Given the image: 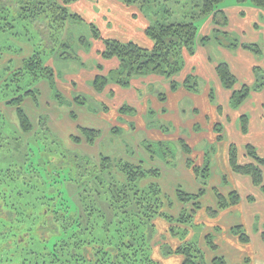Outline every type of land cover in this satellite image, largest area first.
I'll return each instance as SVG.
<instances>
[{
	"label": "trees",
	"instance_id": "1",
	"mask_svg": "<svg viewBox=\"0 0 264 264\" xmlns=\"http://www.w3.org/2000/svg\"><path fill=\"white\" fill-rule=\"evenodd\" d=\"M120 1L128 7L140 2ZM224 1L203 2L198 17L212 16L215 28L210 36L199 38L200 27L194 21L163 23L156 18L146 29L147 37L154 43L150 49L134 42L104 37L98 26L90 22L92 41L102 45L101 57L104 60L119 61V67L112 70L108 76L102 73L96 76L92 84L95 92L104 93L110 84L127 89L134 78L155 74L168 79L173 92L183 86L189 92L198 93L200 81L194 74L188 75L182 85L174 81V77L185 68L184 53L195 55L198 41L203 45L214 41L217 46L229 50L243 48L257 57H263L264 51L260 45L241 44L226 30L227 16L218 8ZM237 1L241 4L249 3L250 6L264 11V0ZM77 2L79 0H0V63L8 57L3 70H0V94L6 88L10 89L11 83H16V89H11L12 96H5L0 101L5 103L7 108H12L16 116V120H12L11 124L14 129L10 125L12 138L3 134L6 138H0V150L3 152L10 146L11 151L20 158V161H13V164L0 167V217H4V220L0 221V237L7 240L4 248H10V244L14 246L10 249L13 252L8 254V263L16 253L32 250L30 240L27 238L36 236L45 240L56 239L51 245L52 253H49L53 259L50 264H161L153 256V241L157 236L156 221L161 219L168 224L172 238L180 240L177 248L164 245L163 254L169 257H182L181 264H206L202 248L186 237V228L194 224L197 214L203 210L202 200L209 187L217 151L215 146L207 149L203 165H197L192 147L183 140L179 142L182 153L187 157V167L192 170L201 189L195 194L188 193L182 187L177 189L176 199L183 206L178 215L168 212V209L173 211L174 203L164 194L159 183L162 172L158 168H145L143 162L134 163L104 154H100L97 159L64 149L62 153H56L57 157L54 160L57 167L45 180L39 177L33 164L29 163L30 142L22 144L20 136L31 134L34 125L23 104L30 98L39 108L41 93L34 85L39 81H46L52 90V98L61 105L65 104L57 87V73L43 57L48 53H57L56 42L60 41V38L56 37L62 32L63 38L68 26L86 22L81 14L70 10ZM142 3H148V0H143ZM33 25L40 30L44 40L40 39L41 42L31 45L30 52V46L23 42L32 41H25L24 38L30 35L29 27ZM13 40H17L21 47L11 45ZM84 40V37H81L78 44L75 42L71 44L73 42L70 41L64 43L62 47L69 51L63 52L61 57L79 60L80 57L74 47L84 48L89 52L92 44H95ZM23 46L27 47V55L23 53L25 49ZM14 57L19 58V62ZM97 69L103 71L101 66ZM216 73L224 88L233 91L231 107L234 110L239 109L252 92L264 89V70L260 68L254 70L255 85L253 87L244 85L239 90H235L237 78L227 63L220 62ZM27 75L32 77V84L30 88L24 89L20 83ZM159 98L162 102L166 101L164 94ZM211 100L215 101L214 92H211ZM73 102L84 105L86 97L77 95ZM119 113L123 116L136 115V111L126 105ZM149 115L152 117L153 112ZM74 117L73 114L72 118ZM46 119L44 117L40 120V128L36 135L42 131L54 137ZM8 122L9 120L6 121L0 112V131L5 130L3 128ZM241 125L242 132L247 134L249 125L247 117L241 118ZM158 126L164 134L171 131L166 125ZM80 133L82 137L74 135L71 137V141L78 145L85 141L88 145L94 146L102 137L100 130L87 127H80ZM113 133H120L119 128L115 127ZM215 133L217 142H223V128L220 125L215 127ZM145 143L152 161L170 157L168 161V164H171L170 168L176 166L177 146L171 147L163 142ZM245 153L249 162L241 163L238 147L235 144L230 145L228 161L231 171L237 175L250 177L253 184L264 193V157L252 145L245 147ZM1 159L3 157L0 154V161ZM23 167H33L31 174L34 176L27 178ZM63 172H66L67 176L62 175ZM223 184L229 185L227 175L223 176ZM214 193L218 201L217 207L206 209L211 218L240 203L237 191H231L227 196L218 189H214ZM232 233L238 236L243 244L249 243L242 226L234 227ZM60 237L62 238L59 239ZM262 240L264 242V232ZM206 241L213 251L217 250L212 235H208ZM26 256L31 257L25 255L21 260L20 257L17 258L20 264H28L30 258ZM212 264L228 263L225 258L217 257Z\"/></svg>",
	"mask_w": 264,
	"mask_h": 264
},
{
	"label": "crops",
	"instance_id": "2",
	"mask_svg": "<svg viewBox=\"0 0 264 264\" xmlns=\"http://www.w3.org/2000/svg\"><path fill=\"white\" fill-rule=\"evenodd\" d=\"M95 3H99L98 10L95 8ZM71 7L81 15L83 11L87 13L88 10L89 14L86 17L91 22L98 21L105 32H102L100 27L95 24L104 37L115 38L122 42H134L148 49L154 46L153 41L146 35V29L150 25L149 20L141 10L134 8V6L128 7L120 0H79ZM221 10L225 12L228 19L226 30L233 36L239 35L241 41L238 40L241 44L260 45V37L264 38V11L250 6L249 3L241 4L237 0L231 8L224 6ZM137 25H140V31ZM214 28L215 25L211 16L200 27L199 38L210 36ZM137 38L142 40V44L132 40ZM94 45L88 54L84 52L83 56L78 54L82 59L85 56H94L91 60L97 62L95 65L90 66V70H85L86 67L89 68L85 65L87 63L85 61L86 63L82 65L79 73L75 75L68 74L65 76V80H60L59 75H57L58 90L72 102L77 96H74L76 92L83 89L85 83L91 82L92 86L98 74L102 73L108 76L112 70L119 67L117 59L104 60L101 57L102 45L99 42ZM260 47L262 48L261 45ZM262 50L264 51V48ZM184 60L185 68L179 75L174 77V81L182 85L188 75L194 74L200 81L198 93L189 92L183 86L173 92L171 82L155 74L134 78L131 81V86L127 89L110 84L102 94L96 93L93 87L92 89H86V91L95 93V98L103 104V109L97 112L102 123L109 124L111 130L115 127L120 129L123 127L127 131L135 128V130L137 129V131L144 134L139 142L144 139L149 143H175L179 146V142L183 140L194 150L193 157L197 165H203L209 147L215 146L217 151L219 149V156L216 151L213 160L215 164L211 169V178L217 170L222 173V177H218V186H210L209 184L206 195L202 200L203 210L197 214L194 224L190 228H186V237L193 241V238L198 233L200 234L201 246H199L205 254L206 264H212V261L217 257L225 258L228 264H264V242L262 240V233L264 232V193L261 188L253 184L250 177L234 174L228 161L229 147L232 144H235L239 149L241 163L249 162L245 153L247 145L254 146L258 153L264 157V89L252 92L244 104L239 109L234 110L231 107L233 91L224 88L216 73L218 64L225 62L237 78L235 90L241 89L244 85L253 87L256 83L254 70L256 68L264 70V56L257 57L243 48L229 50L217 46L216 49H212L207 44L203 45L198 41L195 55L190 56L188 53H184ZM48 65L51 67L52 61L49 60ZM98 66L103 68L102 72L97 69ZM161 89L164 92H161ZM211 92H214L215 101L211 100ZM161 94L166 96V101L162 102L160 100L159 96ZM124 105L133 108L136 115H131V117L130 115H124L128 122L120 124L115 120L123 117L119 111ZM105 107L106 109H104ZM187 108L190 109L187 110ZM150 112H153L152 117L149 115ZM243 116L247 117L249 122L247 134L242 132L241 118ZM129 122L131 125H129ZM159 124L167 127L170 125L171 131L169 134H164L160 130ZM217 125L223 128L224 141L221 143L216 140L215 127ZM107 129H109L108 126ZM177 133L178 136H175ZM138 152L140 157L135 158L136 161L128 157L120 158H128L129 161L134 163L143 162V156L147 155L141 148H138ZM182 158L185 163L184 167L186 166V172L190 175L189 178L196 181L192 170L187 167V157L183 154ZM198 161H202V163L199 164ZM163 167L170 169L166 165ZM224 175L228 176L229 185L225 186L223 184ZM199 187L200 190L201 186L199 185ZM214 189L220 190L226 196L231 191H237L240 196L239 205L221 211L216 217L211 218L206 209H216L217 207L218 201ZM209 196H212L213 200L211 199L210 204L207 205L204 200ZM176 203H178L177 199ZM177 206L180 212L183 206L181 204H177ZM168 212L173 211L168 209ZM156 225V237H162L161 239L164 242L157 243L155 247L153 245L154 258L161 264H181L182 257L166 256L162 250L164 245L177 248L180 245V240L172 238L169 233V226L165 221L158 219ZM237 226L244 228L249 238L248 244H243L238 236L233 235L232 229ZM217 229H220V231H217ZM208 235L213 236L214 243L217 246L216 251L208 246L206 241Z\"/></svg>",
	"mask_w": 264,
	"mask_h": 264
},
{
	"label": "rangeland",
	"instance_id": "3",
	"mask_svg": "<svg viewBox=\"0 0 264 264\" xmlns=\"http://www.w3.org/2000/svg\"><path fill=\"white\" fill-rule=\"evenodd\" d=\"M143 0H140L138 4L133 5L134 8L141 10L145 17L149 20L150 23H154L155 19L157 18L161 22L165 23H174V22H190L194 21L199 27L202 26L203 22L207 19L204 17H198L201 7L203 6L204 0H148V3H142ZM99 3H95V8L98 10L97 6ZM105 4V3H102ZM236 4V0H225L219 5V9H222L224 6L231 8V6H234ZM71 12H75V9L73 7H70ZM88 10L87 13L83 11V16H88ZM195 19H194V18ZM198 17V18H197ZM86 22L82 24H75L71 26H68L66 33H64V37L62 38V32L57 35L56 39L60 38V41L58 40L56 44L57 46V53H48L47 56H44V61L50 62L52 61L51 67L54 69V71L59 75V79H64L65 76L68 74H77L79 73L80 69H82V65L86 63V66H89L85 68V70H90L92 64H96L93 60H91L90 56H85L83 59L80 57L79 60L75 59H63L61 57V54L63 52H68L69 50H65L62 45L64 43H67V41L73 42L71 44L77 43L80 41L81 37H84L85 40L89 41L90 43H93L91 39V31H90V25L91 22L87 17L85 18ZM263 21V20H262ZM96 23L99 27L98 21H92ZM138 26V25H137ZM101 31L103 32L104 29L100 27ZM138 30L140 31V25L138 26ZM30 35L27 36L25 41H31L23 42L25 44H28L31 48L32 52V46L38 42H41V40H44L43 35L40 33V30L35 28L34 25L29 27ZM105 32V31H104ZM235 38L238 40L240 39L239 35H236ZM261 41H259V44L264 48V38L260 37ZM84 40V41H85ZM140 44H142V40L140 38L132 39ZM239 41V40H238ZM241 41V39H240ZM95 43V42H94ZM241 43V42H240ZM51 44V43H50ZM11 45L15 47H21L19 42L17 40H13ZM46 45V44H45ZM93 47L95 46L92 44ZM212 49H216L217 45L214 41H211L207 44ZM25 48V49H24ZM24 54H28L27 47L23 46ZM75 52L80 54L81 56L85 54H88L84 48L79 47L77 49L74 47ZM84 52V53H83ZM90 58V59H89ZM15 60L19 62V58L14 57ZM8 60V57L5 59L4 62L0 63V70H3L4 65L6 64ZM86 61V62H85ZM32 84V77L27 75L25 79L20 83L22 88L28 89L31 87ZM36 89L40 91V106L37 108L35 105V102L32 99H27L23 106L28 114L30 120L32 121L34 125V130L31 134L27 136L21 135L22 138V144L23 142L26 143L27 141L30 142L28 150L30 151V160L29 163L33 164L35 171L39 173V177L41 176V179H44L48 175H50L54 168H56V159L57 152L60 154L62 151L68 150L73 153H78L86 156L95 157L98 159L100 154H104L107 156H111L113 158L117 157H128L133 158L132 160L136 161L135 158H139L140 154L138 152V148H141L143 152L147 156H143V164L145 165V168H158L163 175V179H159V183L163 189L164 194L174 203L173 212H171L174 215H178L179 207L176 203V191L179 187H182L184 190H186L188 193H196L199 191V184L198 181L195 179L189 178V174L186 172V166L184 167L185 163L183 162L182 158V151L179 146L175 143H168V146L175 147L177 146L178 152L176 158V166L171 167V164H168V161H170V157L168 159H161V161H152L151 159V153L146 150L145 148V142L144 139H142L140 142L139 140L141 137L144 136L143 132L135 130V128H132L131 131L125 130L123 127H121L120 133H113V129H110L111 127L109 124L102 123L101 117L99 116L100 109H103V104L101 101H98L95 98V93L93 92H87L86 89H92L91 82L85 83V87L81 89L80 91L76 92V95H82L86 97V103L84 105H77L74 104V102L70 101L63 93L62 94L64 98V105H61L60 103H57L52 98V90L49 86V84L46 81H39L37 83H34ZM76 85V84H75ZM16 89V83H11L10 89H5L0 94V101L1 98L4 99L5 96H12V90ZM11 90V92H10ZM161 92H164L163 89H161ZM108 95V94H107ZM189 104V103H188ZM190 105V104H189ZM190 107V106H189ZM190 108H187V110ZM186 110V111H187ZM0 112L2 116L6 119V121L9 120L7 123L8 125H5V130L0 131V138L5 137L3 134H5L7 137L12 138L11 136V129L10 125L13 123L12 120H16L15 112L12 108H7L5 106V103H0ZM75 115L74 119L72 118V115ZM46 117V122L49 126V129L51 130V133L54 135V137L51 134L45 133L40 131L39 135H36V133L39 131L40 128V120L44 119ZM131 117V116H130ZM113 118V117H112ZM111 118V120H112ZM116 122L120 124H126L128 120L125 116L118 118L115 120ZM104 122H106L104 120ZM113 122V121H112ZM101 124V125H100ZM129 125L131 123L129 122ZM107 126L109 129H107ZM170 127V125H168ZM80 127H87V128H94L99 129L102 132V137L98 140L97 143H95L94 146L88 145L85 141H83L80 145L75 144L71 141V137L77 136L82 137L80 133ZM11 128L14 129L11 125ZM130 130V129H129ZM19 136V134H17ZM178 136V133L175 135ZM6 138V137H5ZM57 138V139H56ZM59 142H58V141ZM12 143V141H10ZM16 143L14 142V146ZM61 146V147H60ZM210 148V147H209ZM164 149V148H163ZM12 147L8 146L5 148V150L2 152L0 150V153L3 157L0 161V167L7 166L10 164H13V161H20V158L18 155L16 156L15 153L12 151ZM140 151V149H139ZM142 153V152H141ZM217 154L219 156V149L217 151ZM11 156V158H10ZM125 158V159H128ZM129 160V159H128ZM161 162V163H158ZM199 164L202 163V161H198ZM215 164V161L213 162V165ZM164 165L167 166L165 169L163 167ZM32 168L23 167V171L27 174V178H31L34 176V174H31ZM64 176H67L66 172H63ZM213 177L210 179V186H218L217 181L219 180L218 177H222V173L217 170L212 175ZM197 182V183H196ZM208 189V188H207ZM213 200L212 196L207 197L204 202L205 204H210V200ZM180 205V204H179ZM179 212V213H178ZM177 213V214H176ZM4 220V217H0V221ZM198 233V231H197ZM60 237L59 239H61ZM162 237H156V239L153 241L154 247L162 243ZM27 239L30 240L31 249L29 252H23V253H16L15 257L10 258V262L8 263V254L10 255L11 252L10 249H13V244H10V248H4L3 245L7 242L6 239H2L0 237V264H20L21 258H25V255H31V257L26 256L29 259L28 264H50L53 260L52 257L49 255V253H52L51 245L56 240L54 238L52 240H45L43 237H28ZM57 239V240H59ZM161 239V240H159ZM201 237L198 233L195 238H193V242L201 244L200 242ZM164 242V241H163ZM167 242V241H165ZM168 243V242H167ZM166 244V243H165ZM201 246V245H200ZM13 247V248H12ZM34 251V252H33ZM20 257V260L17 258ZM207 258V257H206Z\"/></svg>",
	"mask_w": 264,
	"mask_h": 264
}]
</instances>
